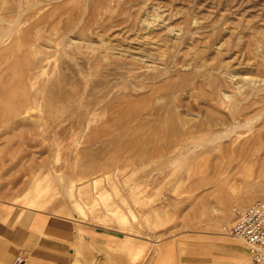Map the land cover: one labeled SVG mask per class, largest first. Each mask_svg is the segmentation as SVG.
Masks as SVG:
<instances>
[{
    "label": "rangeland",
    "instance_id": "1",
    "mask_svg": "<svg viewBox=\"0 0 264 264\" xmlns=\"http://www.w3.org/2000/svg\"><path fill=\"white\" fill-rule=\"evenodd\" d=\"M263 198L264 0H0V264H258Z\"/></svg>",
    "mask_w": 264,
    "mask_h": 264
},
{
    "label": "built area",
    "instance_id": "2",
    "mask_svg": "<svg viewBox=\"0 0 264 264\" xmlns=\"http://www.w3.org/2000/svg\"><path fill=\"white\" fill-rule=\"evenodd\" d=\"M234 221L227 232L241 241L248 249L255 263L264 264V198L258 199L244 208L233 207ZM19 256L14 264H21Z\"/></svg>",
    "mask_w": 264,
    "mask_h": 264
},
{
    "label": "crops",
    "instance_id": "3",
    "mask_svg": "<svg viewBox=\"0 0 264 264\" xmlns=\"http://www.w3.org/2000/svg\"><path fill=\"white\" fill-rule=\"evenodd\" d=\"M46 224L49 228L59 230V231L63 232L64 234H68V233L72 232V230H71V228H69V224L67 222L61 221L57 218L56 219L47 218ZM73 233L75 234L74 231H73ZM45 238L47 239V242H49V244L52 245V247L50 249L53 250V252L66 253L70 250L72 253H74L73 250L71 249V247H69V243H71L73 241L72 238L69 239L67 237H58V236L55 237V236H48V235H45ZM75 242H78V243L81 242V234L80 235L78 234L77 240L74 241V243ZM6 244H9V243L8 242L6 243L5 239L2 238V241L0 239V259L1 260H7V258L9 257L8 255L11 253L10 248L9 249L5 248ZM87 253H88V251H87ZM19 256H21L23 258V262L21 264H24L25 257H24L22 252H19L15 255L11 264H14L16 259Z\"/></svg>",
    "mask_w": 264,
    "mask_h": 264
},
{
    "label": "bare ground",
    "instance_id": "4",
    "mask_svg": "<svg viewBox=\"0 0 264 264\" xmlns=\"http://www.w3.org/2000/svg\"><path fill=\"white\" fill-rule=\"evenodd\" d=\"M18 15V14H17ZM20 17V16H19ZM15 23V22H14ZM11 27V26H10ZM4 30V29H3ZM251 121V120H250ZM247 123V122H246ZM253 123V122H252ZM244 125V124H243ZM242 126V125H241ZM240 127V126H239ZM235 128V127H234ZM237 128V127H236ZM232 130H234L233 128H232ZM260 137H261V135H259ZM203 146V145H202ZM241 243V242H240ZM244 243V242H243ZM245 244V243H244ZM246 245V244H245ZM246 248H247V246H246ZM247 251H248V249H247ZM240 254L242 255V253L240 252ZM248 255H249V252H248ZM250 256V255H249ZM251 258V257H250ZM252 259V258H251ZM78 264V263H77Z\"/></svg>",
    "mask_w": 264,
    "mask_h": 264
}]
</instances>
